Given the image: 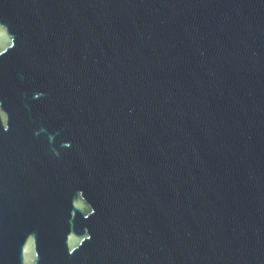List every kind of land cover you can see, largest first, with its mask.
Returning a JSON list of instances; mask_svg holds the SVG:
<instances>
[{"label":"water","instance_id":"1","mask_svg":"<svg viewBox=\"0 0 264 264\" xmlns=\"http://www.w3.org/2000/svg\"><path fill=\"white\" fill-rule=\"evenodd\" d=\"M0 264H264V0H0Z\"/></svg>","mask_w":264,"mask_h":264}]
</instances>
